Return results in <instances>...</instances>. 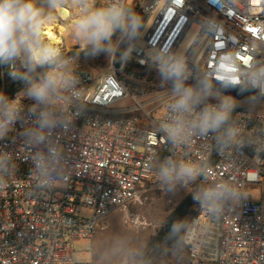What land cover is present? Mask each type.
I'll use <instances>...</instances> for the list:
<instances>
[{
  "label": "built area",
  "instance_id": "2783aa9c",
  "mask_svg": "<svg viewBox=\"0 0 264 264\" xmlns=\"http://www.w3.org/2000/svg\"><path fill=\"white\" fill-rule=\"evenodd\" d=\"M106 2L97 0L98 6ZM127 3L144 21L129 62L119 61L117 67L112 61L104 68L86 56L85 49L63 53L73 59L84 93L82 107L73 109L70 130L53 135L65 157L64 179L51 188L35 186L30 161L35 149L24 142L21 123L0 139V151L11 153L15 164L8 184L0 189V264H93L76 260L73 242L93 239L111 213L140 200L146 184H161L149 169L157 155L200 164L203 174L191 184L196 188L228 181L241 193L218 219L195 202L196 214L188 221L199 220L204 231L186 245L189 264H264V151L219 150L211 136L171 145L158 131L161 119H142L128 107L120 108L129 91L118 76L129 64L155 68L150 54L163 47L183 51L190 66L199 70L215 69L228 51L239 54L242 66L250 59L264 60V0ZM205 18H214L221 30L205 31ZM22 88L11 98L26 106L32 101L18 95ZM236 99L240 106L233 118L246 131L264 125V112L250 111L246 99ZM126 220L133 227L143 226L133 216Z\"/></svg>",
  "mask_w": 264,
  "mask_h": 264
},
{
  "label": "clouds",
  "instance_id": "9594fccd",
  "mask_svg": "<svg viewBox=\"0 0 264 264\" xmlns=\"http://www.w3.org/2000/svg\"><path fill=\"white\" fill-rule=\"evenodd\" d=\"M65 6L76 9L69 28L86 56L104 55L109 60L118 56L121 63H127L144 28L142 15L127 0H107L102 6H97V0H0V64L20 65L23 71L11 75L23 84L18 95L32 101L25 106L0 91V139L22 124L24 142L35 149L30 155L31 175L41 189L64 179L65 157L53 135L70 130L73 109L82 107L84 94L73 59L44 39L45 26L54 22L56 10ZM202 27L208 32L221 30L214 18H205ZM150 61L161 81L171 84L166 115L158 122V131L171 145H187L193 138L211 136L219 150L248 147L264 151V125L246 131L233 118L240 102L225 94V89L235 87L254 93L248 97V109H256L264 102V60L250 59L242 66L239 54L228 51L220 56L215 69L199 70L190 66L183 51L163 47L152 51ZM14 168L11 153L0 151V189L8 184ZM149 169L155 170L161 185L173 194L203 174L200 164L172 155L152 157ZM191 195L215 219L229 202L241 197L228 181L201 183ZM203 231L199 220L177 219L168 233L169 251L179 255ZM94 256L95 264H152L145 243L131 232L117 231L102 239Z\"/></svg>",
  "mask_w": 264,
  "mask_h": 264
},
{
  "label": "rangeland",
  "instance_id": "374dc122",
  "mask_svg": "<svg viewBox=\"0 0 264 264\" xmlns=\"http://www.w3.org/2000/svg\"><path fill=\"white\" fill-rule=\"evenodd\" d=\"M64 42H67V40H64ZM78 49H81L80 42L72 35L69 44L63 45L61 51L62 53H75ZM91 58L96 64L104 68L108 67L112 61L115 64L119 59L117 56L109 60L104 55ZM11 66H13V69ZM20 71H23V69L18 63L13 65L9 64L8 67L1 69V88L3 85H6L8 81L15 79L11 73ZM135 72L138 76H129L124 73V71L120 72L118 75L119 79L125 84L129 91L128 99L120 108L128 107L131 109V114L142 119H146L148 115L155 117V119H162L165 114L166 101L171 97V84L163 83L153 66H145L144 69L137 68ZM120 75L124 78H120ZM225 94L238 98V96H235L228 90H225ZM253 94L254 93L250 94V96ZM248 97L245 98L247 101ZM242 100H244V98ZM262 104H264V102H262ZM245 107L248 109V103H245ZM254 110L264 112V106H258ZM195 190L196 186L190 184L187 188H179L173 194L169 193L161 184H146L143 188L140 200L132 203L126 209H119L111 213L105 220L104 229L102 230V228H100L93 239L75 240L73 242V246L76 250L74 254L76 260L82 263L95 264V246L102 239L117 231L134 233L145 243L147 249L158 230L166 223L170 213L186 197L192 196L191 193ZM193 210H196V206L193 207ZM132 216L138 218L140 222L143 223V226H139L138 228L135 226L133 227L128 220H126V217ZM152 264H189V261L187 255L184 257L178 255H165Z\"/></svg>",
  "mask_w": 264,
  "mask_h": 264
},
{
  "label": "trees",
  "instance_id": "16d2710c",
  "mask_svg": "<svg viewBox=\"0 0 264 264\" xmlns=\"http://www.w3.org/2000/svg\"><path fill=\"white\" fill-rule=\"evenodd\" d=\"M74 54V53H70ZM9 64H0V72L2 67L6 68ZM115 65L118 67L120 65L119 59L115 63ZM144 69L142 66L137 65H128L123 71L129 76L135 75L138 76L135 72V69ZM120 78H124L122 75H120ZM126 81V79H125ZM23 86L22 82L18 79H12L8 81V83L5 85L4 93L8 95L10 98ZM0 91H1V77H0ZM235 96H238L240 98H247L252 94L251 92H241L240 89H229ZM195 206V201L192 199V196L186 197L168 216L166 223L158 230L156 236L152 239L150 244L148 245L146 251L149 259L152 261V263L158 259L163 258L165 255H173L169 249L171 247V241L167 239L168 233L170 231L171 225L177 220V219H183L186 218L189 220V217L191 215L196 214V210H193V207ZM185 255L188 256V251L185 246L183 251L178 255L181 257H184Z\"/></svg>",
  "mask_w": 264,
  "mask_h": 264
},
{
  "label": "bare ground",
  "instance_id": "6f19581e",
  "mask_svg": "<svg viewBox=\"0 0 264 264\" xmlns=\"http://www.w3.org/2000/svg\"><path fill=\"white\" fill-rule=\"evenodd\" d=\"M75 11L76 9L71 6H65L62 9L56 10L54 13L56 20L46 25L44 29V39L46 42H49L53 46L60 49L63 45L69 44L72 37V32L69 28V25L71 24ZM64 40H67V42H64ZM80 46L81 50H84V47L81 45V43Z\"/></svg>",
  "mask_w": 264,
  "mask_h": 264
},
{
  "label": "snow or ice",
  "instance_id": "6c2138e0",
  "mask_svg": "<svg viewBox=\"0 0 264 264\" xmlns=\"http://www.w3.org/2000/svg\"><path fill=\"white\" fill-rule=\"evenodd\" d=\"M175 2H176L177 4H179V3L182 2V0H175Z\"/></svg>",
  "mask_w": 264,
  "mask_h": 264
}]
</instances>
